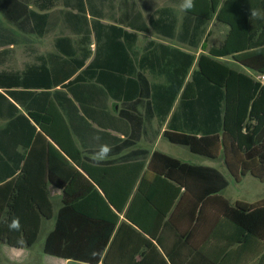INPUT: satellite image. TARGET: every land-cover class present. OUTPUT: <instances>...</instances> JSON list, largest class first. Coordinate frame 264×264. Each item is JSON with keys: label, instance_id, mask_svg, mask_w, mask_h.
I'll use <instances>...</instances> for the list:
<instances>
[{"label": "crops", "instance_id": "0c3cea01", "mask_svg": "<svg viewBox=\"0 0 264 264\" xmlns=\"http://www.w3.org/2000/svg\"><path fill=\"white\" fill-rule=\"evenodd\" d=\"M19 1L42 16L36 18L42 22L44 33L25 31L10 23L0 11L5 28L20 40L0 47V73L10 75V79L3 80L10 84L0 85V93L19 110L15 115L14 106L0 99V132L7 137L10 134V141L2 137L1 146L11 157V179L20 185V210H29L30 197H35L41 204L39 210L51 212L52 217L43 218L41 234L32 247L17 249L0 242L10 264H90L45 254L44 246L43 251L36 250L43 231L45 245L48 234L56 227L57 214L63 210L107 217L109 222L113 220L110 212L118 215V225L103 255H108L112 264H264V238L246 235L224 213L227 205L264 201V191H259L254 202L232 203L225 196L227 192L232 196L231 183L240 185L249 176L262 183L264 180L247 173L241 182H236L224 156L212 159L170 142L164 133L176 106L165 123L158 117L149 119L151 110L145 104L135 106L138 96L145 103L147 98L142 93L138 95L128 82L123 92L113 81L120 80L116 74L105 79L112 93L101 84V79L91 78L77 85L76 88L87 90L79 94L84 102L64 86L89 65L95 66V62L98 66L129 71L136 68V73L144 75L151 84H166L167 72L157 70L153 74L141 68L157 61V67L173 73L175 49L195 56L186 78L189 82L198 69L199 57L222 48L227 41L230 46H254L218 60L263 81L264 76L254 69H264V19H251L250 11L264 14V0H214L219 4L218 10L210 20H203V26L197 16L180 10L181 0ZM158 19L167 24L155 31L151 20ZM101 25L115 28L102 31ZM102 34L109 38H101L99 47L98 36ZM132 34L137 36L135 42ZM18 48L24 49L26 61L17 66ZM72 57L88 58L83 68L66 80V61ZM135 75L131 72L129 79L136 80ZM29 109L47 113L43 129L30 117ZM21 116H26L36 131ZM95 136L101 138L99 142L93 139ZM164 139L188 148L192 159L198 158L197 163L161 152L158 147ZM101 143L110 145L112 151L106 161L94 165L90 157ZM67 149L75 154V159ZM156 152L191 165L216 168L229 185L203 203L182 189L164 217L166 197L175 195V191L140 188L143 178L155 177L149 163ZM206 160L215 161V166L205 164ZM3 165L8 172L7 163ZM96 181H101L106 190ZM94 222L97 221L69 217L66 226L82 227L83 235L75 241L84 245L98 243L93 246L98 251L105 236L98 232L104 226ZM99 264H105L104 258Z\"/></svg>", "mask_w": 264, "mask_h": 264}, {"label": "trees", "instance_id": "16d2710c", "mask_svg": "<svg viewBox=\"0 0 264 264\" xmlns=\"http://www.w3.org/2000/svg\"><path fill=\"white\" fill-rule=\"evenodd\" d=\"M218 5V2L214 0H195V9L187 13L197 16L200 26H203V20L205 22L210 20L217 12ZM0 11L10 23L25 31L43 35L42 22L36 18L42 19V16L35 14L19 0H0ZM221 15L222 13H219V20L222 19ZM165 24L167 21L151 20V27L155 31L165 28ZM100 27L103 28L102 31L115 28L106 25ZM103 34L98 36L99 47L102 43L101 38L103 40L109 38L108 34ZM124 36L127 37V34L124 33ZM136 38L137 36L132 34L133 42ZM19 41L0 20V47L19 43ZM253 46L251 43L230 46L227 41L222 48L212 49L209 55H201L198 59V69L193 72L189 82H186V78L195 61V56L179 49H175L173 73L166 68L157 67V61L150 62L145 68H141L149 70L153 74L157 70L167 72L168 82L166 84H151L144 75L136 73V68L129 71L117 67L98 66L96 62L95 66L89 65L85 71L70 80L83 68L88 58L75 59L72 57L66 61L65 66L66 80L70 81L64 84V80L63 84L75 98H79L82 102L79 94L85 93L87 90L78 89L77 85H81L91 78L101 79V84L112 93V89L105 79L109 74H116L117 79L120 80L113 81L123 92L126 91L124 85L128 82L130 83L128 85H131L130 87L137 91L138 95L142 93V96L147 98L148 101L145 103L144 99L138 96L135 106L145 104L146 108L151 110L147 115L149 119L158 117L161 123H165L174 105L176 106L169 121V129L164 133L165 138L170 142L185 145L193 153L212 159L224 156L226 165L236 182H241L242 177L247 173L264 180V80L258 81L218 60L220 57L243 52ZM254 70L264 76V69L256 68ZM131 72L132 75L136 74V80L129 79ZM4 79H10V75L0 73L2 87L10 84V82H3ZM143 84L146 85L145 88ZM0 99L7 101L10 106H14L15 115L19 112L18 108L2 93H0ZM46 114L45 111L29 109L30 117L42 129ZM48 114L51 115L49 111ZM21 118L36 131V127L31 125V121L26 116H21ZM32 133L29 134L30 139L33 136ZM3 136L5 140L10 141V134L7 137L6 133L0 132V242L12 248H29L34 246L39 239L43 218H51L52 213L39 210L41 204L35 197H30L29 202L32 206L29 210H20L21 203L18 193L20 185L19 182L11 179V157L1 146ZM66 151L72 159L76 158L74 153L68 149ZM4 162L9 167L8 172L4 170ZM143 166L142 164L141 169ZM149 170L154 172L155 177L153 180L143 178L140 188H157L168 193L175 191V195L166 197L167 206L163 211L164 217L171 210L174 200L182 189L190 192L198 203H203L208 198L223 192L229 185L226 177L216 168L191 165L159 152L153 154ZM87 172L94 178L90 170L87 169ZM94 180L97 179L94 178ZM88 182L92 185L90 181ZM96 182L106 190V186L101 181ZM202 191L204 194L200 193ZM108 198L114 204L112 198L110 196ZM36 208L37 210H33ZM224 213L238 227L242 228L246 235L264 238V201L256 204L237 202L235 205H227ZM110 215L113 220L109 222L107 217L96 218L90 213L77 210L59 212L56 227L47 236L44 245L45 254L90 264H99L104 258L105 264H112L108 255L106 257L103 255L116 230L119 217L113 212H110ZM17 217L20 220L21 228L12 230L8 225L13 218ZM69 217L94 220L97 221L94 224L100 222L104 226L98 232L100 236L105 235L99 244L98 251L93 248L98 243L84 245L79 240L75 241L76 237L83 235V228H68L66 224H68Z\"/></svg>", "mask_w": 264, "mask_h": 264}, {"label": "rangeland", "instance_id": "374dc122", "mask_svg": "<svg viewBox=\"0 0 264 264\" xmlns=\"http://www.w3.org/2000/svg\"><path fill=\"white\" fill-rule=\"evenodd\" d=\"M25 51L23 48H18L16 50V65H22L24 61H26ZM158 149L161 152H164L172 157L178 158L180 160H192L191 162H196L197 159H192V154H190L188 148L184 146H178L170 143L167 139H164L159 145ZM205 164L215 166V161L206 160ZM232 189V196H228L225 193V196L232 202L236 203L237 201H246V202H254V198L259 193V191H264V183L253 179L252 177H248L242 184L237 185L231 183L230 185ZM230 191V190H229ZM45 240V231H43L42 236L35 246L36 250L42 249L44 246ZM41 253V252H40ZM0 264H10L9 260L7 259V255L5 254L3 248L0 246Z\"/></svg>", "mask_w": 264, "mask_h": 264}, {"label": "clouds", "instance_id": "9594fccd", "mask_svg": "<svg viewBox=\"0 0 264 264\" xmlns=\"http://www.w3.org/2000/svg\"><path fill=\"white\" fill-rule=\"evenodd\" d=\"M180 10L183 12L193 11L195 9V0H181L179 5ZM251 19H264V14H262L259 10L250 11ZM94 140L100 141L99 136L93 137ZM111 146L106 143L99 144L98 149L91 155L90 159L93 161L94 165H99L103 161H106L109 158V154L111 153ZM8 227L12 230H19L21 228L19 218H13L9 223Z\"/></svg>", "mask_w": 264, "mask_h": 264}, {"label": "built area", "instance_id": "2783aa9c", "mask_svg": "<svg viewBox=\"0 0 264 264\" xmlns=\"http://www.w3.org/2000/svg\"><path fill=\"white\" fill-rule=\"evenodd\" d=\"M263 79H264V77H263Z\"/></svg>", "mask_w": 264, "mask_h": 264}]
</instances>
